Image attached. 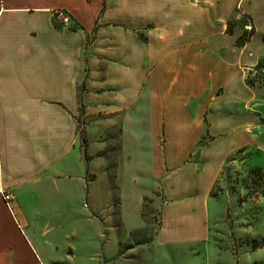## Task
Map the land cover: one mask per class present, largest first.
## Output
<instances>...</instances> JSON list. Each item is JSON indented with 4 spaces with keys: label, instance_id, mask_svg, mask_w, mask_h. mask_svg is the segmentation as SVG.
Listing matches in <instances>:
<instances>
[{
    "label": "crops",
    "instance_id": "0c3cea01",
    "mask_svg": "<svg viewBox=\"0 0 264 264\" xmlns=\"http://www.w3.org/2000/svg\"><path fill=\"white\" fill-rule=\"evenodd\" d=\"M261 67L264 0H0V264H99L145 200L154 248L194 240L231 143L264 124Z\"/></svg>",
    "mask_w": 264,
    "mask_h": 264
},
{
    "label": "rangeland",
    "instance_id": "374dc122",
    "mask_svg": "<svg viewBox=\"0 0 264 264\" xmlns=\"http://www.w3.org/2000/svg\"><path fill=\"white\" fill-rule=\"evenodd\" d=\"M241 20L250 24L244 16ZM55 25L59 26L57 20ZM249 26L245 29L247 35L251 32ZM70 27L75 28V23L71 22L68 28ZM79 129L82 130L80 124ZM251 134L253 136L247 137L249 141L246 144H243L240 136L231 143L233 152L227 157L207 203V229L201 230L198 227L194 240L177 241L178 243H172L170 246L159 244L154 248L153 239L160 225V210L157 203L155 207L150 208L149 200H145L142 209L145 224L127 233L125 239H120L115 252L107 256L103 254L104 258L100 259L99 253L95 256V261L99 264H264V124L260 129L251 131ZM115 139L117 138L114 136L110 146L113 152H116L118 145ZM204 144L196 145V149H200ZM240 145H245V148L238 150ZM115 164L114 160L112 171ZM152 199L158 200L159 192H156ZM199 216L197 213L196 219ZM197 222L201 225V220ZM82 225L84 224H78V238L72 241V244H76L80 253H85L88 242L85 237L81 238ZM111 226L120 230V222H117L116 216L115 223ZM95 242L94 249L106 243L100 239ZM12 245L13 242L10 241L5 249L11 248ZM67 252L70 255L72 250L69 248ZM32 256L36 263L37 257L34 253ZM61 256L66 257L64 250ZM81 256L83 255H78V264L84 263L80 261ZM77 262L66 259L54 264Z\"/></svg>",
    "mask_w": 264,
    "mask_h": 264
},
{
    "label": "built area",
    "instance_id": "2783aa9c",
    "mask_svg": "<svg viewBox=\"0 0 264 264\" xmlns=\"http://www.w3.org/2000/svg\"><path fill=\"white\" fill-rule=\"evenodd\" d=\"M54 16H55V21L57 20L58 22L59 28H63V27L68 28L71 25L72 21L70 16L67 13L63 12L62 10H56ZM260 72L261 75L258 77L260 78L258 82L264 83V67L260 68ZM1 196L2 199L5 201V203L8 205L10 195L8 193L1 191Z\"/></svg>",
    "mask_w": 264,
    "mask_h": 264
},
{
    "label": "trees",
    "instance_id": "16d2710c",
    "mask_svg": "<svg viewBox=\"0 0 264 264\" xmlns=\"http://www.w3.org/2000/svg\"><path fill=\"white\" fill-rule=\"evenodd\" d=\"M231 23L229 22L228 23V26H227V29L229 30V31H231ZM250 35H251V33H250ZM249 34L247 35H242L240 38H238L237 39V44L238 45H241V44H243L245 41H247L248 39H249V36H250Z\"/></svg>",
    "mask_w": 264,
    "mask_h": 264
}]
</instances>
